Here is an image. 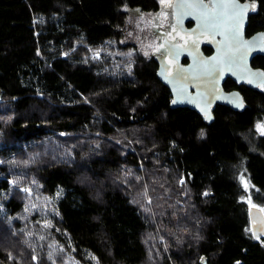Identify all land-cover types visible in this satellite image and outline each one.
<instances>
[{
    "label": "trees",
    "instance_id": "trees-1",
    "mask_svg": "<svg viewBox=\"0 0 264 264\" xmlns=\"http://www.w3.org/2000/svg\"><path fill=\"white\" fill-rule=\"evenodd\" d=\"M166 1L0 0V264L65 263L31 207L59 192L72 245L51 232L82 264H264L249 216L264 205V87L227 79L246 106L211 123L171 108ZM241 1L247 36L264 31V0Z\"/></svg>",
    "mask_w": 264,
    "mask_h": 264
},
{
    "label": "water",
    "instance_id": "water-1",
    "mask_svg": "<svg viewBox=\"0 0 264 264\" xmlns=\"http://www.w3.org/2000/svg\"><path fill=\"white\" fill-rule=\"evenodd\" d=\"M194 2L187 0V3ZM203 2L209 4L210 0ZM238 2L250 7L244 14L239 35L232 48L228 49L220 43L224 36L217 34L214 29L201 35V20L198 18L200 9L187 7L185 0L173 1L175 21L169 31L163 32L164 39L156 54L157 77L171 91V108H190L211 123L215 118L213 109L216 105L233 110H243L246 106L239 90L227 91L224 88L227 79L252 88L264 87V69L253 65L257 55H264V31L247 36L252 4L241 0ZM187 22L193 25L188 26ZM193 40L198 43L193 45ZM205 47H210L212 52L206 53ZM185 60L188 62L185 63ZM260 209L251 207L249 210L255 238L264 236V211Z\"/></svg>",
    "mask_w": 264,
    "mask_h": 264
},
{
    "label": "snow or ice",
    "instance_id": "snow-or-ice-1",
    "mask_svg": "<svg viewBox=\"0 0 264 264\" xmlns=\"http://www.w3.org/2000/svg\"><path fill=\"white\" fill-rule=\"evenodd\" d=\"M185 3L187 7L200 9L198 18L201 20L199 25L201 35L209 29H214L217 34L224 36V40L220 43L228 49L232 48L236 37L239 35L244 14L250 7L249 5H240L238 0H210L209 4H204L203 0H195L194 3H187V0H185ZM167 6L172 7L173 5L169 4ZM251 7L254 8L255 5H251ZM197 43V40L192 41L193 45ZM175 102L173 101V103ZM260 210L264 211V209Z\"/></svg>",
    "mask_w": 264,
    "mask_h": 264
},
{
    "label": "rangeland",
    "instance_id": "rangeland-1",
    "mask_svg": "<svg viewBox=\"0 0 264 264\" xmlns=\"http://www.w3.org/2000/svg\"><path fill=\"white\" fill-rule=\"evenodd\" d=\"M173 1L174 0H167L166 4L172 5ZM93 57L100 58V52L94 53ZM111 59L117 60V57H114V55H111ZM119 67L120 68L122 67L121 63H115V65L112 68L116 69L115 71H118ZM256 131L258 132L260 136H264V124H261V123L256 124ZM201 133H203V135H201ZM204 135H205V131H201L200 136L203 137ZM243 183L244 185L249 187L248 185L249 183L247 179H244ZM23 190H25L30 195L33 194V192L29 189H23ZM61 195L62 193L59 192L57 193L54 200L51 199L49 201L46 199H42V198H36L35 201L31 205V207L33 208L32 212H37L38 214L37 223L42 229L41 237L49 238L50 236H53V238L49 240L51 244L50 247H51L53 260L56 261V258L59 253H65L67 256V259L65 260L64 264H82L79 261V259L76 258L70 251H66V248L64 247V245L61 242H59L57 238L51 232V230H55V233H59L60 235H62L66 239V241L69 243V245H72L69 237L66 234L62 233L54 223V217L59 215L56 206H57V199L60 198ZM253 205H255V207L264 209V205L260 202H254ZM86 256H87L88 261L91 262V264H98L96 258L93 255L87 253Z\"/></svg>",
    "mask_w": 264,
    "mask_h": 264
},
{
    "label": "flooded vegetation",
    "instance_id": "flooded-vegetation-1",
    "mask_svg": "<svg viewBox=\"0 0 264 264\" xmlns=\"http://www.w3.org/2000/svg\"><path fill=\"white\" fill-rule=\"evenodd\" d=\"M191 23V22H190ZM193 25V23H191V25L190 26H192ZM188 62V60H185V63H187ZM255 67H257V66H255ZM228 91H232V90H228ZM217 106V105H216Z\"/></svg>",
    "mask_w": 264,
    "mask_h": 264
}]
</instances>
